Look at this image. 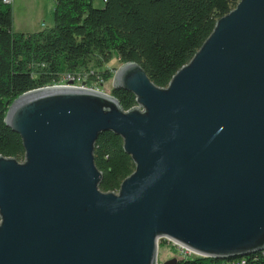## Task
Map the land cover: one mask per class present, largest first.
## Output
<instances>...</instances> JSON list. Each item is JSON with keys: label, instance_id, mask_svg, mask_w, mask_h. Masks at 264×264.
I'll list each match as a JSON object with an SVG mask.
<instances>
[{"label": "water", "instance_id": "obj_1", "mask_svg": "<svg viewBox=\"0 0 264 264\" xmlns=\"http://www.w3.org/2000/svg\"><path fill=\"white\" fill-rule=\"evenodd\" d=\"M118 88L134 108L64 86L8 106L24 159L0 156V264H157L160 239L202 258L263 251L264 0L218 19L167 87L130 62ZM105 133L134 165L117 192L93 160Z\"/></svg>", "mask_w": 264, "mask_h": 264}, {"label": "trees", "instance_id": "obj_2", "mask_svg": "<svg viewBox=\"0 0 264 264\" xmlns=\"http://www.w3.org/2000/svg\"><path fill=\"white\" fill-rule=\"evenodd\" d=\"M240 0H54V24L33 34L13 30L11 4L0 0V156L24 159L21 138L8 128L5 114L19 96L54 85L63 74H85L104 84L115 70L105 68L112 57L120 65L139 64L148 79L165 88L213 30L215 22ZM120 107L136 106L132 93L112 89ZM93 160L102 173L99 189L117 192L134 170L122 139L105 133L95 142ZM178 264H264V250L229 259L189 257Z\"/></svg>", "mask_w": 264, "mask_h": 264}, {"label": "rangeland", "instance_id": "obj_3", "mask_svg": "<svg viewBox=\"0 0 264 264\" xmlns=\"http://www.w3.org/2000/svg\"><path fill=\"white\" fill-rule=\"evenodd\" d=\"M96 9L103 8V0H90ZM13 30L16 33L33 34L50 29L54 24V0H11ZM120 67L117 58L112 57L105 68L113 71ZM100 90L110 95L112 79L102 84ZM179 258L166 239L158 241L157 264Z\"/></svg>", "mask_w": 264, "mask_h": 264}, {"label": "built area", "instance_id": "obj_4", "mask_svg": "<svg viewBox=\"0 0 264 264\" xmlns=\"http://www.w3.org/2000/svg\"><path fill=\"white\" fill-rule=\"evenodd\" d=\"M4 4H10L11 0H2ZM56 86H64V87H75V88H83V89H90L95 91H100V87H102V84H99V82L96 81H90L88 78V75L85 74H63L61 75L57 82L50 86V87H56ZM171 246L174 248V250L177 253V256L179 258L177 259H185L189 257H196V255L188 250L187 248L178 245L174 242L168 241Z\"/></svg>", "mask_w": 264, "mask_h": 264}]
</instances>
